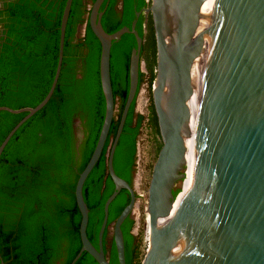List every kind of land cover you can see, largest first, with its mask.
Masks as SVG:
<instances>
[{
    "label": "water",
    "instance_id": "obj_1",
    "mask_svg": "<svg viewBox=\"0 0 264 264\" xmlns=\"http://www.w3.org/2000/svg\"><path fill=\"white\" fill-rule=\"evenodd\" d=\"M72 1L66 0L62 11L56 69L44 98L34 107L0 106V110L15 114L26 112L0 143V155L14 132L53 94ZM102 1L94 0L88 24L100 44L99 80L105 111L93 152L74 187L81 215V247L69 264H74L83 251L97 264H111L102 239L109 204L121 189L129 192L130 200L111 225L118 264H125L121 224L132 216L137 199L135 182L128 183L115 173L113 156L136 96L142 38L135 21L130 27L106 32L99 12ZM204 1L151 0L146 9L152 13L155 35L152 102L161 146L147 188L148 244L140 264H264V0H215L208 39L198 33ZM126 33L134 35L136 46L129 59L127 97L115 134L109 137L106 165L114 190L104 202L95 247L86 234L88 207L82 187L102 153L114 118L110 49ZM203 42H207V59L195 126L194 179L172 213L180 192L174 194V186L185 176L184 136L190 118L187 103L193 92L189 76Z\"/></svg>",
    "mask_w": 264,
    "mask_h": 264
},
{
    "label": "trees",
    "instance_id": "obj_2",
    "mask_svg": "<svg viewBox=\"0 0 264 264\" xmlns=\"http://www.w3.org/2000/svg\"><path fill=\"white\" fill-rule=\"evenodd\" d=\"M65 1L11 0L6 4V40L5 47L0 50V106L12 109L34 107L48 92L58 59L59 27ZM76 12L77 0H73L65 29L61 69L53 94L14 132L0 155V259L3 264H56V261L69 264L81 247V215L74 187L78 173L95 147L104 118L105 100L98 73L100 46L89 27L86 34L89 52L81 66V77L77 78L70 72L72 23ZM123 23L129 26L130 18ZM105 27L107 32H112L120 25ZM122 37L127 38L126 44L120 52L112 53L110 63L114 99L120 100L109 129V134L113 135L127 97L128 58L130 48L135 46L132 36L123 34ZM145 45L147 82L151 85L156 66L151 21ZM135 103L136 96L127 112L113 156L115 173L128 183H131L130 170L137 137L145 118L135 111ZM25 114L0 110V143ZM75 115L79 116L87 131L80 144L76 170L72 127ZM148 122L159 134L153 102ZM108 147L107 138L82 187L88 207L86 234L95 246L104 202L114 190L107 173ZM129 200V192L121 189L109 204L107 224L116 219ZM133 224L134 220L127 217L121 225L126 264H140L138 244L131 247L129 228ZM109 259L111 264H117L114 245ZM74 264L97 262L83 251Z\"/></svg>",
    "mask_w": 264,
    "mask_h": 264
},
{
    "label": "flooded vegetation",
    "instance_id": "obj_3",
    "mask_svg": "<svg viewBox=\"0 0 264 264\" xmlns=\"http://www.w3.org/2000/svg\"><path fill=\"white\" fill-rule=\"evenodd\" d=\"M10 1L11 0H0V50L3 47H5L6 28L4 27V20L6 17L5 15L6 4ZM93 2L94 0H77V12L74 17V21L72 23L73 32L71 34V42L73 43V45L70 48L71 57H70L69 64H70V72L73 73L74 76L77 78L81 77V69H82L81 66L83 62H85L88 52H89V46L86 43V34H87L88 27H89L88 17H89ZM150 5H151V0H103L99 7V12H102L101 24L103 28L105 29V31L107 29L105 25L109 26L110 28H113L116 25H120L119 28H121L124 25L127 26V24H124L123 22L125 20L127 21L130 18V24L128 27H130L132 22L135 21V29L137 30L139 36H141L142 38L141 50L139 53V71H138L136 98H137L138 92L140 90V87L143 81H145V79L147 78V71L142 70V59L144 58L145 53H146L145 44H146V34L149 28V22L150 21L152 22L151 11H146V9L150 7ZM119 28L112 30V32L118 30ZM108 33H111V32H108ZM126 34H129V36H132L135 40V37L133 34L131 33H126ZM126 40H127L126 37H121V39L118 42L112 43L111 49H110V63H111L112 53L120 52L121 48L125 46ZM135 46H136V41H135ZM135 46H132L130 48V53H129V58H128V67H127L128 80H129L130 54H131L132 48H134ZM99 56H100V51H99ZM114 61H115V57H114ZM98 62H99V59H98ZM117 65L118 63L116 62L115 67ZM117 70H118V66H117ZM98 73H99V63H98ZM110 74H111V65H110ZM119 104H120V100L118 98L114 99V109H115L114 116H115V113L119 109L118 108ZM78 117H79L78 115H75L73 117V125H72L73 127V151H74V156H75L74 157L75 158L74 159L75 161L74 170L78 168V162H79V156H80V151H79L80 144L82 143L87 133V131L84 130V127L82 126L81 121ZM76 119H77V122H75ZM110 135H113V134L108 133V137H107L108 140H109ZM137 144H138V139L136 141V151L134 154L133 164L131 165V170H130L131 183L135 182L137 171H138L137 169V163H138ZM129 218L131 220H134L133 216H129ZM134 225H135V220H134V224L129 228V234L132 237L131 247H133L132 245L137 244V239H136L137 235L134 233ZM104 234H103V239H102L103 251H104V254L107 260L109 261L110 253L112 252V247L114 245L111 223L107 224ZM122 234H123V231H122ZM123 239H124V236H123ZM97 245H98V235H97ZM124 255H125V245H124ZM116 256H117V253H116ZM56 264H61V263L60 261H56ZM117 264H118V259H117ZM125 264H126V257H125Z\"/></svg>",
    "mask_w": 264,
    "mask_h": 264
},
{
    "label": "rangeland",
    "instance_id": "obj_4",
    "mask_svg": "<svg viewBox=\"0 0 264 264\" xmlns=\"http://www.w3.org/2000/svg\"><path fill=\"white\" fill-rule=\"evenodd\" d=\"M146 54L147 52L142 59V70L148 72L146 66ZM154 71L156 74V66ZM152 85L153 83H151V85L148 84L147 78L145 79V81H143L135 103L136 112L141 113L145 116L140 128V133L138 135V171L135 179V191L137 193V199L132 211V216L135 220L134 233L137 235L136 239L138 244L140 262L145 254L148 244V241L146 240L147 232L145 225V220L146 223L148 222V218L146 215L147 188L151 177V169L161 145L160 135L154 131V129L151 127V124H149L148 122L150 115V105L152 104ZM185 184L186 182H182V180H179L174 186V193H177L178 191L182 192L176 197L177 206L181 197L186 192L182 191V188L185 186Z\"/></svg>",
    "mask_w": 264,
    "mask_h": 264
},
{
    "label": "bare ground",
    "instance_id": "obj_5",
    "mask_svg": "<svg viewBox=\"0 0 264 264\" xmlns=\"http://www.w3.org/2000/svg\"><path fill=\"white\" fill-rule=\"evenodd\" d=\"M215 0H205L200 9V23L198 28V33L201 34L203 39H208V35L212 28V21L216 8ZM170 25L171 21H170ZM205 41V40H204ZM203 49L200 54L194 59L190 72V82L193 88L192 95L188 100V109L190 111V118L186 126V136H184V142L186 147L184 162V178L182 182H186L185 186L182 188V191H187L191 186L194 179L195 167H196V147H195V126L197 120V114L200 106L201 100V90L203 83V75L205 62L207 57V42H203ZM177 208L176 198L173 204L172 213ZM148 218V216H147ZM146 232L148 234L149 227L148 222L146 224Z\"/></svg>",
    "mask_w": 264,
    "mask_h": 264
},
{
    "label": "built area",
    "instance_id": "obj_6",
    "mask_svg": "<svg viewBox=\"0 0 264 264\" xmlns=\"http://www.w3.org/2000/svg\"><path fill=\"white\" fill-rule=\"evenodd\" d=\"M146 240H148V234H147V236H146Z\"/></svg>",
    "mask_w": 264,
    "mask_h": 264
}]
</instances>
